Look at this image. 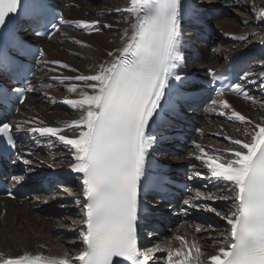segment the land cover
I'll return each mask as SVG.
<instances>
[{
	"label": "snow or ice",
	"instance_id": "obj_1",
	"mask_svg": "<svg viewBox=\"0 0 264 264\" xmlns=\"http://www.w3.org/2000/svg\"><path fill=\"white\" fill-rule=\"evenodd\" d=\"M20 4L21 0H0V28L6 26L11 14L18 12ZM40 7V0H34L28 10ZM181 9L182 0H130V7L124 10L130 19L127 21L129 27L123 31V47L108 53L112 59L101 64L94 74L53 77L61 84L83 82L79 90L75 83L66 88L79 98L63 101L74 110H82L79 119L64 128L37 124L25 129L9 123L6 117L0 120V139L11 148L16 147L14 137L21 131L38 134L49 142L55 138L69 148L74 160L69 166L70 172L77 174L75 179L80 182L84 201L83 204L79 200L74 203L83 213L85 225L79 232L83 250L71 259L42 254L7 259L0 256V264H113L114 257H121L129 264H158L160 259L164 264H264V122L253 124L236 110L227 119L246 126L243 133L246 139L226 136L225 139L235 146L226 153L206 149L194 142L199 153L195 159L207 172H196L188 178L207 175L216 191L204 185V191L197 190L195 198L212 203L183 201L197 210L213 212L226 222L223 243L228 247L216 248L207 260L202 259L205 253L196 239L188 241L180 236L174 237L181 244L175 250L155 245L145 249L142 255L138 248V225L143 218L139 204L142 180L146 178L149 152L158 143L156 132L150 130V122L156 124L154 117L159 115L162 99L172 94L170 81L182 79L176 71L183 60ZM59 22L89 31L96 30L98 23L68 21L63 16ZM239 39L246 41L248 38L241 36ZM51 63L76 71L60 61ZM209 75L216 74L210 71ZM249 76V72H244L238 75V80L250 82ZM259 87L264 90V73ZM84 88L91 89V93ZM214 91L221 99H213L212 105H219L221 109L232 107L228 100L222 99L227 91L256 103L255 97L244 91L239 82ZM19 103H24L23 98ZM219 115L224 116L225 112L222 110ZM65 129L73 132V137L66 135ZM17 159L24 164L31 163L22 155H17ZM8 195L15 198L11 192ZM229 198L233 203L227 213L213 206L217 200ZM202 228L203 225H196L194 232L200 233ZM219 243L216 241L213 246ZM159 252L166 256L156 257L155 253Z\"/></svg>",
	"mask_w": 264,
	"mask_h": 264
},
{
	"label": "bare ground",
	"instance_id": "obj_2",
	"mask_svg": "<svg viewBox=\"0 0 264 264\" xmlns=\"http://www.w3.org/2000/svg\"><path fill=\"white\" fill-rule=\"evenodd\" d=\"M89 1L91 0H68L70 4L68 7L64 8L65 20H83L86 22L98 21L96 30L93 31L77 27L74 24H68L71 27V30L68 31L80 33L81 36L78 39L75 36L73 37V35L70 33H64L65 38L66 40L70 39L72 44L79 46L74 48V45L71 44H64L62 46H55L53 44V42H57L54 40V38L57 37L61 31H63L64 26L60 28V30L48 42L44 43L46 50L44 56L38 63L41 69L40 71L43 70L44 72H39L34 76V81L43 82V85H39V90L37 92H31V95L26 99L24 104L19 109V114L13 119L14 124L19 125L22 129L36 126L37 124H40V126L64 128L66 124L73 120L79 119L83 114L82 110L80 109L74 110L70 106L66 105L63 112L57 110L56 113H52V116H48L46 113L47 110H44V108L39 105V103L42 104L43 102L52 99L53 102H50L52 107L57 103H63L65 99L79 98L77 94L68 92L66 88L69 84L75 83L78 85L79 90V88L83 87V82L66 81L64 84H61L58 80H54L53 77L75 76L78 74H94L99 70V66L101 64L109 62L112 59V57L108 56L109 52H116L118 49L123 47V31L129 27L127 21L130 19V15L124 10L130 7V0L122 8L113 7L114 5L109 0H100L97 2V5L87 8V2ZM260 5L261 15H258L257 18H255V21L259 24L264 22V3L262 2ZM118 9L120 11H117ZM200 14L201 13L191 3V0H182L181 26L184 27V30H181V53L183 55V60L179 62V67L176 69L182 79L179 81L174 79L170 81V90L172 93L171 98L176 104H178L176 100L177 98H189L193 91L199 90L198 84L188 82L189 80H192L193 78L206 77L210 71L212 72L218 68L222 62H225L231 58H234L236 62L246 63L247 57H251L253 51L264 50V29L257 30L258 32H256L257 34L255 36V41L249 42L248 39L246 41L239 39V37H246L245 34L247 35L246 32H244L245 34L242 32L243 28H241V25L232 23L233 25L238 26L233 27L230 25V23H227L229 25L228 27L223 28V35L218 41L221 44L225 41H228L230 44L226 47H223L219 57L211 55L204 47H201L198 50L199 52H196L194 49L195 46L192 45V43L195 42L194 34L199 30L203 32L206 29L212 33V30L207 25L208 23L206 21L207 19L211 20L212 18L213 20L214 18L212 14H204L201 15V17L199 16ZM208 22L211 23L209 20ZM105 25H110L111 27H105ZM199 27H202L205 30L199 29ZM113 30H118V34L117 32H113ZM187 30L192 34L187 35L185 33ZM106 31H109V33ZM209 38L210 37H208V39ZM204 42L206 43V41ZM242 43L244 47H247L246 49H244L243 46H238ZM61 49H64L67 54L60 52ZM48 50L52 51L48 52L51 55H48ZM51 61H60L66 63L71 69L76 71L59 68L58 65L52 64ZM249 73L250 82H243V90H245L251 96L257 95V90H260L261 88L258 87V89L253 90L252 86L253 84L255 85L256 83H259L262 74H260L261 72H258L254 75L253 71ZM55 82H57V84H55ZM172 82H175L176 86L173 87ZM54 88L61 89L60 91L62 93H53L51 89ZM84 90L91 93V89L84 88ZM257 96H253L256 100V103H253L250 100H246L242 95L237 96L229 93L224 95L222 99L229 101L232 106L230 109H221L219 105H212L211 102L210 104H206V106H203L204 104L195 106L193 111L188 112L186 123L189 125H185L188 127H193L194 132L192 138H190L184 145H181L182 149L180 152L186 154V157L172 158L163 154L160 156L162 162L170 164L173 171L180 167L184 169V178H186V180L193 185V195L192 197H186L187 200L192 201L194 204L201 202L211 204V201L197 200L195 198V193L197 190L204 191V185H208V188L213 187V189L216 191L215 185L209 184L207 175H205L204 178H188L189 175L196 172L205 174L207 172V170L201 165L200 161L195 159V156L199 153L194 148V142L200 144L206 149H214L217 152L226 153L228 149L235 147L234 145H231L229 140L225 139L226 136L241 140L246 139V137L243 135V133L247 130L246 126L241 124L239 121L228 120L227 116L231 115L233 110H236L240 112V114L244 115L247 119H250L253 124L264 122V104L259 101L261 98ZM168 97V95L165 96L166 99H168ZM219 99H221V97L217 98V100ZM27 102L29 103L30 107L29 112L24 110ZM209 108H212L213 111H207ZM222 110L225 112L224 116L219 115V112ZM200 118L205 119L207 125L212 128L206 129L204 132L196 134V125L198 126ZM26 121L27 123H25ZM41 122L43 123L41 124ZM65 134L70 138L74 135L73 132L67 129H65ZM210 135L224 140L227 143L226 149L224 150L217 147L216 145H212ZM197 136H199L200 139ZM38 142L40 144L33 146V148L26 154L28 160H30L31 163L25 164V167L29 168L30 170L28 172L22 173L19 176L28 177L29 175H37L42 170L65 168L74 163L69 148L65 147L55 138H51V142L47 141L46 138H40ZM48 145L52 146L50 152L47 149L43 150V147ZM60 146L62 147V151L58 154L60 156L53 154L54 150L58 151ZM36 151H40V153H36ZM29 156L31 157L30 159ZM49 165H52V167H49ZM16 170L18 171V169ZM29 179L32 180V178ZM32 181L34 182L35 178H33ZM68 185H71L73 188L72 193L74 194L75 198L79 200L81 194L80 182L78 180H69ZM60 195L64 194H59L51 198L37 195L33 197L31 201L25 202L23 204L0 200V256L7 259L18 258L22 255L42 254L47 257L56 258L67 256L69 259H71L79 255L80 251L83 250L81 245L82 239L79 236L82 226L83 213L75 206V203L70 198L71 196L65 195V198ZM229 200L230 198L226 200H217L213 206L219 209L221 206L227 204ZM61 205L65 206L61 207ZM180 209L183 211L182 219L185 220V227L183 226L184 228H182L172 225L171 230L165 227L161 232L153 235L152 239L150 240L151 243L156 241L155 245L171 247L175 250L181 247V244L178 240H175L174 237H184L188 241H192L196 238L202 248V251L205 253V255L202 256L203 260H207L209 255L214 254L216 248L228 247V245L224 244L223 242L213 246L214 242L216 241L209 242V240L203 238V235L201 234L202 232H194L197 222H202L201 224L208 223L206 217L204 216L208 215L212 223L216 222L217 220L213 217L215 213L211 214L208 213L210 211L197 210L196 208L189 207L184 203ZM39 213H42L43 216H39ZM67 215L75 216V219L71 220H73L72 222L75 220V226H77V228L71 232H62L61 229H58V226L55 225L53 219H46V216L59 218L61 216L65 217ZM64 219V224L70 221V219H67V217ZM195 221L196 224L194 223ZM218 221L220 222L218 225L224 229L225 235V229L227 228L226 222L221 219ZM1 224H5L3 229L1 228ZM34 229L37 230L39 234L32 236L31 230ZM177 229H180L179 232L174 233ZM143 234L144 233L141 232L142 239L140 241V246H142L144 250L151 249L152 247L148 248L150 243L147 239V235ZM197 234L200 235L197 236ZM14 235L17 238H15ZM171 235L173 236L171 237ZM215 236L219 237V235ZM58 237H60V240H58ZM66 237H70L73 240H63V238L65 239ZM213 239H215V237ZM224 239H226V236ZM203 240H205L207 243H205ZM72 246L76 248L75 251L71 250L74 248ZM141 252L142 254L144 253V251ZM155 256L162 258L166 255H164L162 252H159L155 253ZM160 261L164 260L160 259L158 262Z\"/></svg>",
	"mask_w": 264,
	"mask_h": 264
},
{
	"label": "rangeland",
	"instance_id": "obj_3",
	"mask_svg": "<svg viewBox=\"0 0 264 264\" xmlns=\"http://www.w3.org/2000/svg\"><path fill=\"white\" fill-rule=\"evenodd\" d=\"M100 0H91L89 2H87V8L93 7L95 5H97ZM114 6L113 7H123L125 6V4H127L129 2V0H109ZM262 2L264 3V0H228V1H224V0H191V3L193 4V6L201 13L199 16L201 17V15L207 14V15H213V20L211 18L207 19V25L210 27V29L212 30V33H208L207 34V39L205 40L206 43L204 41H202L201 39H198L197 37L194 36L195 38V42L192 43L193 46H195V50L196 52H199L198 50L201 47H204L207 49V51H209V53L211 55L217 56L219 57L221 55V52L223 50V47H226L227 45H229L230 43H228V41L223 42L222 44L219 43V39H221L222 35H223V28L228 27L230 23L231 26L235 27L236 25H233L234 23L237 25H241L242 32H246L247 35L245 34V36L248 38V41H255L256 39V32H258L257 30H261L264 29V22L263 23H257L255 21V18H257V16L261 15V10H260V4H262ZM256 6V7H255ZM119 16V15H117ZM211 21L210 22H208ZM233 23V24H232ZM238 27V26H236ZM201 29V28H200ZM71 30L70 28H64L63 31H61V33L54 38V40H56L57 42H53V44L55 46H62L64 44H71L74 45V48H76L79 45L76 44H72L70 41V39L65 38V34L64 33H70L71 35H73V37H77L79 39V37L81 36L80 33L77 32H71L68 31ZM67 31V32H66ZM107 33H109V31H106ZM113 32H117L118 34V30H113ZM187 35H191L192 33L186 31L185 32ZM194 34V32H193ZM211 34V35H210ZM63 35V36H62ZM63 37V38H62ZM208 37H210L208 39ZM63 39V40H62ZM77 39V40H78ZM39 43H41V41H37ZM238 46H243L244 49H246L247 47L242 44H239ZM48 52H52V51H47ZM60 52L67 54L66 51L64 49H61ZM69 54V53H68ZM48 55H51L50 53H48ZM253 58H249V60H252V71L253 74H257L258 72H261L260 74L264 73V53L263 52H253ZM255 58V59H254ZM44 72V71H41ZM259 74V75H260ZM55 84H57V82H55ZM259 87V83L257 84H253L252 89L256 90ZM52 92L57 93L60 92L62 93L59 88H54L51 89ZM57 93V94H60ZM259 95V96H257ZM257 95H253V96H257L260 97L261 99L259 100L261 103L264 104V90H257ZM53 102L52 99L51 100H47L46 102H43L42 104L39 103L40 106H42L44 108V110H47L46 113L48 116H52L54 113V111L50 110L51 107V103ZM59 105H61V107L58 109L60 112L64 111V108L66 107V104L63 103H59ZM26 112H29L30 107H29V103L27 102L25 105V109ZM53 113V114H52ZM56 113V111H55ZM212 127H209L207 125V122L205 121V119L200 118L199 120V124L198 126L196 125V134L200 133V132H204L206 129H211ZM199 139L200 137L197 136ZM210 140H211V144L212 145H216L217 147L221 148V149H226L227 143L222 140V139H218L215 136H211L210 135ZM182 158V157H181ZM65 193L61 192V194L64 195H60L66 198V196L70 195V191L71 189L69 188H65ZM67 190V191H66ZM69 191V192H68ZM56 192V191H55ZM66 195V196H65ZM192 195V194H191ZM24 203V202H23ZM23 203H18V204H23ZM227 203V202H226ZM232 205V200L230 199L228 201L227 204L221 206L219 209H221L223 212L227 213L229 210V207ZM18 206V205H16ZM213 214V212H208ZM39 216H43L42 213L38 214ZM208 216V215H207ZM204 216V217H207ZM70 219V221L66 222L64 224V218ZM209 217V216H208ZM213 217L218 218L217 220H219L220 218L217 217L216 215H214ZM47 220L53 219V221L55 222V225L58 226V229H61L62 232H66V231H73L74 229L77 228V226H75V220L74 222H72L73 220L71 219H75V216L72 215H67L65 217H59V218H52L50 216H46ZM203 221V220H202ZM205 221V220H204ZM208 223H204L201 224L202 222H197V225L201 224L203 225L202 228V235L203 238L209 240V242L211 241H220L223 242L225 239V235H224V229L221 228L218 223H220L219 221L216 222H211L210 220H207ZM206 222V221H205ZM196 224V221L194 222ZM5 225V224H4ZM4 225L1 224V228H4ZM207 225V226H206ZM3 226V227H2ZM14 226V224H13ZM185 227V226H184ZM182 227V228H184ZM180 229H177L174 233L179 232ZM154 234H156V232H152ZM39 233L37 232V230H31V235H38ZM147 235V239L149 240V247H154L155 246V242L153 241L152 243L150 242V240L152 239L153 235H149V233H146ZM169 235V234H168ZM200 234H197V236H199ZM201 235V236H202ZM215 235H219V237H216ZM173 235H171L172 237ZM15 237V235H14ZM215 237V239H213ZM17 238V237H15ZM60 240V237H58ZM195 238V237H194ZM201 238V237H200ZM202 238V239H203ZM196 239V238H195ZM63 240L65 241H71L73 240L70 237H66L65 239L63 238ZM205 243H207L205 240H203ZM13 242V241H12ZM199 243V242H198ZM74 247V246H72ZM71 250L75 251L76 248H72ZM212 253V252H210Z\"/></svg>",
	"mask_w": 264,
	"mask_h": 264
}]
</instances>
